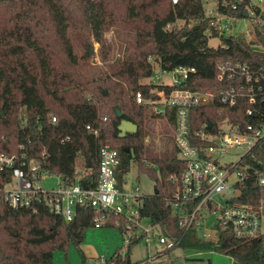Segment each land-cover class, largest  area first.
Listing matches in <instances>:
<instances>
[{
    "label": "trees",
    "instance_id": "obj_1",
    "mask_svg": "<svg viewBox=\"0 0 264 264\" xmlns=\"http://www.w3.org/2000/svg\"><path fill=\"white\" fill-rule=\"evenodd\" d=\"M205 1L0 0V152L16 154L24 146L28 157L39 162L43 170L70 185L77 182L80 167L84 173L79 182L95 188L100 152L110 143L120 152L123 173L137 163L140 171L156 182L154 194L145 197L142 209L152 224H159L169 237L181 239L180 246L185 248L190 243L241 264H264V234L238 240L220 230L217 241H203L195 232L185 233L167 199L177 190L172 177L179 178L186 163L169 152L153 166L144 158L147 137L142 125L151 113V101L159 99L156 90L163 86L142 85L141 80L153 77L155 62L163 72L179 66L196 69L184 87L215 95L213 102L194 111L195 131L204 125L212 127L206 131H216L222 120L218 110L224 108L220 91L237 85L218 78L220 65H248L264 81V51L254 50V42L230 35L218 48L209 46L210 37L220 33L215 15L205 10ZM223 1L217 0L216 13L236 21L246 17L249 0H243L236 10L224 6ZM119 3L129 6L127 17L116 9ZM121 25L134 34V53L114 60L111 48L104 44L105 32ZM257 34L264 47V38L259 31ZM72 38L84 43L80 57ZM94 43L107 50L102 54V65L93 63ZM139 92L146 100L143 104L135 100ZM249 106L243 99L238 106L224 110L231 122L243 129L257 124V116L246 115ZM256 108L264 113V103ZM116 109L122 112L121 118ZM168 118L174 123L173 112H168ZM123 121L136 124L138 131L123 134ZM64 139L68 140L62 143ZM244 166L237 201L262 209L264 214V186L259 183L264 177L262 144L244 159ZM6 182L8 178L3 179V184ZM95 216L93 210L79 209L75 220L67 222L44 205H38L37 211L15 210L0 192V264H54L56 250L65 252L70 244L81 246L86 229L95 227ZM138 242L129 246L125 257L116 254L105 259V264H141L131 259Z\"/></svg>",
    "mask_w": 264,
    "mask_h": 264
},
{
    "label": "built area",
    "instance_id": "obj_2",
    "mask_svg": "<svg viewBox=\"0 0 264 264\" xmlns=\"http://www.w3.org/2000/svg\"><path fill=\"white\" fill-rule=\"evenodd\" d=\"M173 2L177 4L178 0ZM241 2L243 0H225L223 5L236 10ZM246 12L248 16L244 19L250 21V28L247 35L241 36L249 42H254V50L263 52L264 47L258 43L257 31L264 38V0H249ZM213 15L216 17L215 26L220 34L221 24L229 25L230 21H236L216 13V10ZM171 72V84L157 80L163 89L156 90L159 99L151 101V104L154 113L167 121L168 112L174 113L172 131L175 146L178 158L186 163L180 177H172L173 183L177 184V190L167 199V204L173 208L174 216L178 219L179 227L185 233L198 230L203 232L204 241H217L220 230L230 232L238 240H252L262 236V209L257 210L251 205L242 204L236 197L239 194L237 186L244 180V159L264 141V113L256 108L264 103V81L258 74H254L248 65H220L218 78L222 81L228 79L237 82V85L220 91V102L224 108H234L244 99L250 105L246 115L257 116V124H248L242 129L239 124H233L230 117L226 116V110L221 108L218 110V116L222 117V120L215 132L206 131V128H212L208 125L195 131L194 111L213 102L215 95L184 87L196 73V69L179 66ZM247 84L252 86L246 87ZM135 100L138 104L146 102L140 92L136 94ZM56 121L54 117L53 122ZM87 129L90 130L91 127L88 126ZM67 140L64 139L62 143ZM21 149L22 152L12 155L0 152V192L5 194L6 201L13 209L37 211L38 205H44L67 222L75 220L79 209H90L96 214L95 227L110 224V217L118 218L116 222L125 236L127 249L134 241L143 238L148 245L156 241L169 251L180 246L181 239L169 237L159 224H152L142 215L146 196L139 193L138 187L128 190V173L121 170L120 152L110 143L101 149L99 184L95 188L79 182L84 171L78 167V179L75 184H65L57 175L58 187L45 189L43 182L52 174L43 170L39 162L29 158L24 146ZM240 150L244 152L243 155L239 154ZM233 176H237L238 181L229 185ZM5 178H8L9 182L3 184ZM259 183L264 186V177H260ZM205 214H218L217 224L212 232L205 228ZM144 220L150 222L152 230L159 228L162 234L150 235L152 230L142 228ZM140 229L143 231L141 236L138 235Z\"/></svg>",
    "mask_w": 264,
    "mask_h": 264
},
{
    "label": "rangeland",
    "instance_id": "obj_3",
    "mask_svg": "<svg viewBox=\"0 0 264 264\" xmlns=\"http://www.w3.org/2000/svg\"><path fill=\"white\" fill-rule=\"evenodd\" d=\"M216 2L217 0H206L204 2V7L208 15L214 14V10L217 5ZM116 9L119 14L124 15L125 17L129 14V6L124 3H119ZM249 28L250 21L248 19H241L237 21L232 20L229 25L223 23L221 24L220 36L210 37L209 46L218 48L223 44V38H228L230 35H247ZM133 41L134 34L131 33L130 30L124 29L122 25L110 28L105 32L104 44L106 47L111 48L112 52L110 58H113L114 60L123 59L127 54L134 53L131 44ZM72 42L75 53L80 57L84 53V43L76 38H72ZM94 50L95 55L93 57V63L102 65V54L107 50L103 49L99 43H94ZM172 78V72H163L158 62H155L153 77L142 79L141 84H158L160 82L157 81L158 79H161V83L171 84ZM148 110L151 111V113H147L142 125V129L146 133L147 137L144 153L145 160L150 164V166H153L155 165L154 161L165 157L166 152H169L168 155L171 157H179V154L176 151L172 131L174 123L171 124L161 116L156 115L152 107L148 108ZM262 149L264 150V141L262 142ZM239 154L243 155L244 152L240 150ZM58 180L57 175L49 176L48 180L43 182V186L47 190L56 189L59 183ZM236 181H238L237 176H233L229 181V185L235 183ZM126 184L128 190L138 187L139 193L143 196H152L156 188V182L148 173L140 171L137 163H134L131 170L128 172ZM205 218V228L208 229V232H212L214 230V226L217 224L218 214H205ZM110 219V224H104L98 227H89L86 229L83 243L79 248L70 244L68 250L65 252L56 250L54 252V264H84L85 261L86 264H105V259H110L116 254H120L122 257H125L128 250L126 247L128 245L126 243L125 236L122 234L116 222L118 218L110 217ZM142 224V228L149 230L153 229L148 220H144ZM262 233L264 234V218L262 219ZM161 234V230L159 228H155L152 230L150 235L159 236ZM202 234L203 232L199 230L195 232L196 237L201 240ZM138 235H143V231L141 229L138 231ZM192 235L193 234L191 233L190 236ZM191 238L192 237L189 238L190 241L192 240ZM131 259L135 263L146 264H241L225 254L212 250L196 249L192 247L190 243L186 248L183 246H177L173 250L169 251L165 246L160 245L156 241L151 242L148 245L145 238L133 246Z\"/></svg>",
    "mask_w": 264,
    "mask_h": 264
},
{
    "label": "water",
    "instance_id": "obj_4",
    "mask_svg": "<svg viewBox=\"0 0 264 264\" xmlns=\"http://www.w3.org/2000/svg\"><path fill=\"white\" fill-rule=\"evenodd\" d=\"M245 16H248V13H245ZM116 114L119 118L122 117V112L119 109H116ZM120 130L122 131L123 134L130 132V133H136L138 131V126L136 124H133L132 122L128 121H123Z\"/></svg>",
    "mask_w": 264,
    "mask_h": 264
}]
</instances>
